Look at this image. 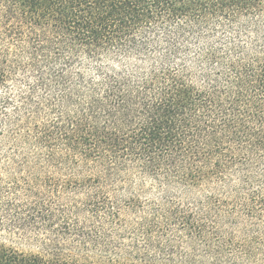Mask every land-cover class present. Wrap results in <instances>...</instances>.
<instances>
[{
  "label": "trees",
  "instance_id": "obj_1",
  "mask_svg": "<svg viewBox=\"0 0 264 264\" xmlns=\"http://www.w3.org/2000/svg\"><path fill=\"white\" fill-rule=\"evenodd\" d=\"M0 264H264V0H0Z\"/></svg>",
  "mask_w": 264,
  "mask_h": 264
}]
</instances>
